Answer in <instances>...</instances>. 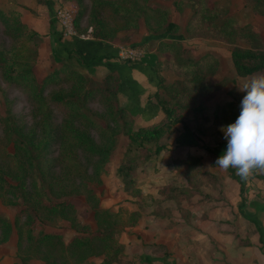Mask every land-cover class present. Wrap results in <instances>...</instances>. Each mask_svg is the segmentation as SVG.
Masks as SVG:
<instances>
[{
	"label": "trees",
	"instance_id": "trees-1",
	"mask_svg": "<svg viewBox=\"0 0 264 264\" xmlns=\"http://www.w3.org/2000/svg\"><path fill=\"white\" fill-rule=\"evenodd\" d=\"M78 4L76 26L84 12L88 26L96 39L111 42L119 35L129 40L133 33L144 28L146 35H174L178 25L171 21L166 10L149 4L150 0H71ZM253 11L264 15V0H250ZM189 3L191 16L185 31L204 30L234 44L235 40L251 42L248 48L235 46L229 50L235 78L214 80L219 61L210 54L193 58L178 41L158 38L155 43L158 60L153 68L158 87L151 98L163 113V119L151 126L134 128V116L118 102L119 78L116 73L96 79L74 66L67 58L53 62L51 71L38 76L39 43L41 35L23 21L22 7L0 8V26L11 39L9 49L0 48V77L10 86L23 89L33 104V121L22 125L8 113L1 118L0 135V202L15 208L13 222L0 214V244L16 235L15 261L12 264H129L124 255L122 235L134 227L146 207L136 184V176L147 167H154L167 148L161 142L169 136L179 146L188 147L184 159H174L173 170L184 176L189 188L177 187L165 193V199L181 200L203 192L198 190L202 179L215 176L201 173L206 156L218 157L213 148L200 143L207 125L221 126L233 122L239 114L237 99L213 100L225 86L236 84L264 71V50L256 34L241 27L226 16L223 6L207 7L204 0H174L177 9ZM144 48V46H142ZM83 67L86 64L79 61ZM170 69L179 78L165 83L162 69ZM50 83L60 87L45 94ZM97 99L102 112H90L87 104ZM62 111L60 124H55L53 109ZM92 130L97 133L94 139ZM191 135L197 142L185 143L180 133ZM118 134L127 141L115 175L121 193L137 205L135 210L120 206L116 212L99 207L97 189L117 143ZM56 149V154H51ZM185 168V171L181 169ZM230 178L239 183V197L244 201L243 179L233 167L226 169ZM71 196L82 197L93 211L96 229L78 221L77 208ZM205 196V195H204ZM164 198L155 203H164ZM66 222L74 236L64 243L62 234L41 229L46 223ZM39 228L40 230H37ZM163 247V246H162ZM157 248V247H156ZM151 262L148 259V263Z\"/></svg>",
	"mask_w": 264,
	"mask_h": 264
},
{
	"label": "rangeland",
	"instance_id": "rangeland-1",
	"mask_svg": "<svg viewBox=\"0 0 264 264\" xmlns=\"http://www.w3.org/2000/svg\"><path fill=\"white\" fill-rule=\"evenodd\" d=\"M62 1L64 3V5H62L63 7L72 8L75 10L74 28L76 33L78 35L86 36L89 34L94 36L91 32V28L88 26L87 13L84 12L76 26L75 18L79 11L78 4L71 0ZM173 2L174 0H150L149 4L154 7L162 8L168 12L170 20L175 22L179 27V30L176 34H161L160 36L152 37L144 33L142 24L140 30L133 34L136 36L143 35L152 37L151 39L154 40L148 43L147 46L153 47L154 49L156 40L158 38L165 40L164 38L168 37L169 39L165 41L182 42V45L189 50V55L193 58H196L202 54H210L214 57H217L219 61V67L213 79L217 81H221L223 79H234L235 75L230 62L229 50L235 46L248 48L251 45V42L237 39L235 40L234 44H231L221 39V37L217 36L216 34L205 32L203 29L190 30V32L185 31L186 25L191 16V7L189 3H187L183 5V8L177 9V7L173 5ZM83 3L88 7L89 3L87 0H84ZM204 3L207 7L223 6L226 11V16L238 23L239 26L245 27L256 34L260 41L261 49L264 50V15L253 11L252 1L204 0ZM16 6L18 8L22 7L21 10L23 12V21L29 27L34 29V27H36L42 20L41 13H39L40 10H43L44 8L42 0H0V8L4 11L15 8ZM54 14L55 12H53V19L55 20ZM39 34L42 37L41 42L39 43V62L35 71L40 77L43 74L45 75V73H49L51 71V65L53 62H55V56L51 54V52L47 50L45 46H43L46 34ZM121 36L122 35H119L111 42L127 44L131 38L130 37L129 40H126L122 39ZM11 44V39L3 33V28L0 26V48L2 47L9 49ZM144 50L147 52V47H144ZM157 56V61L164 60L163 56ZM162 74L165 78V83L167 84H170L175 79L179 78L177 73L170 69H162ZM253 75L246 78L237 79L236 84L225 86L221 91L218 92V94L213 95L211 99L213 98V100H218L223 98L225 99L226 97L230 98L227 94L231 92V95L235 97L240 104V100L244 93L239 88H242L243 83L249 80ZM59 87L60 83H50L46 87L47 89L45 90V94L51 90L58 89ZM87 107L92 113L102 112V106L97 99H92L87 104ZM8 111L19 124L30 126L33 121V104L26 96V93L19 87L8 85L6 82L2 81L0 77V135L1 118L5 116ZM53 111L55 115V124H60L62 111L56 108H54ZM158 123L159 122L154 124ZM133 126L135 129L140 127L135 123V121ZM92 135L95 140H99L97 133L94 130H92ZM179 135L181 140L185 143H187L188 138H191L190 135L186 133L181 132ZM126 141L127 139L123 135L118 134L117 143L115 144L111 161L108 165V172L102 177V185L97 189L99 207L103 209H109L113 212H116L120 206H125L129 210H135L138 208V206L134 205L130 199H126L127 196L124 193H121V184L115 175V171L117 169L119 159L121 158V154L124 150ZM161 142L167 143V148L160 154L159 158L155 162V166L145 168L144 171L139 172L136 176V184L141 190L142 195L149 196L150 199H146L144 201V205H146V207L142 208L141 210L142 217L139 222L134 227L128 228L121 238V242L124 245V255L128 259L132 260L129 264H153V262H155L150 260L151 262L148 263V258H161L164 260H162L163 264H168V248L166 246V243L168 242V236L166 238L167 230H171L173 227L181 229L184 228L183 231L186 229L185 227L194 230L195 226H198L199 224L209 220H214L216 214H223L226 211V213H230L232 209L229 201V197L231 195L229 182L232 181L236 186L239 185L236 180L229 177L226 169L221 168L218 165H212L214 162V158L212 156H206L202 150H198V153L201 154L203 160L202 166L198 168L199 171L201 173L211 174L215 176V179L207 177L202 179V183L197 181L198 190L203 193H197L194 196L189 197V200L186 198L181 200L165 199V193H169L171 189L177 187L189 188L184 176L177 174L175 170H173V164L171 163L174 159H184L187 157L188 147L185 148L183 146L177 145L175 141H173V136H169L166 139L161 140ZM200 143H204L203 140ZM51 154H56V149H52ZM181 170L185 171V168H182ZM70 198L77 208L78 221L81 224H87L90 229L94 231L96 229V223L94 220L93 211H91L86 206V203L82 197L71 196ZM163 198L165 200L164 203H155V201L161 200ZM15 211L16 210L14 207L5 206L0 202V214L8 217L12 222L16 213ZM144 224L147 226L145 228L152 229V231L150 230L148 236L149 238L152 232L157 234L161 233L164 235V238H166V243L149 242L147 244H142L141 254L139 253V255H136V251L140 249H135V247H138L139 245L138 243H134V237L131 235L139 231ZM41 229L47 231L54 230L61 233L64 243H68L75 235L74 232L70 230L69 225L66 222H57L55 224L46 223L44 226H41ZM37 230L40 229L37 228ZM16 240V235L13 233L7 242L0 244V264L14 263ZM156 263L157 261L155 264ZM29 264L37 263L35 261H30Z\"/></svg>",
	"mask_w": 264,
	"mask_h": 264
},
{
	"label": "crops",
	"instance_id": "crops-1",
	"mask_svg": "<svg viewBox=\"0 0 264 264\" xmlns=\"http://www.w3.org/2000/svg\"><path fill=\"white\" fill-rule=\"evenodd\" d=\"M42 4L44 8L39 12L42 20L34 29L46 34L43 46L55 56L56 61L66 59V52H69V61L96 79L116 73L119 78V105L134 116L137 125L146 127L163 119L161 109L151 98L158 87L153 73L158 56L153 47L147 46L154 40L152 37L133 34L127 44L101 41L89 34L85 38L62 39L53 12L64 5L63 1L42 0ZM128 45L147 47L145 57L136 63L120 61L117 57L118 48ZM79 61L86 66L80 65ZM190 137L187 143L197 142ZM201 139L214 147L217 156L226 147L223 132L210 124L206 126L205 135L201 136L199 142H202ZM229 186L230 213L216 214L214 220L203 222L195 226L194 230L185 227L183 231L184 228L173 227L166 232L167 243L161 233L152 232L149 238L152 229L145 228L147 226L144 224L131 235L134 243L139 245L135 247L136 250L140 249L136 255L141 254L142 244L158 242L166 243L168 264H264V170L254 169L247 178H243L244 201L240 209L237 207L241 203L240 186L232 181ZM150 260L157 261L156 264H163L164 261L161 258Z\"/></svg>",
	"mask_w": 264,
	"mask_h": 264
},
{
	"label": "clouds",
	"instance_id": "clouds-1",
	"mask_svg": "<svg viewBox=\"0 0 264 264\" xmlns=\"http://www.w3.org/2000/svg\"><path fill=\"white\" fill-rule=\"evenodd\" d=\"M239 89L244 93L239 114L221 126L226 147L215 165L233 167L243 179L254 169L264 170V72L253 75Z\"/></svg>",
	"mask_w": 264,
	"mask_h": 264
},
{
	"label": "built area",
	"instance_id": "built-area-1",
	"mask_svg": "<svg viewBox=\"0 0 264 264\" xmlns=\"http://www.w3.org/2000/svg\"><path fill=\"white\" fill-rule=\"evenodd\" d=\"M75 10L67 7H59L54 14L56 23L60 29L62 39L85 38V35H78L74 25ZM141 46H121L118 48L117 57L124 63L140 62L146 55Z\"/></svg>",
	"mask_w": 264,
	"mask_h": 264
}]
</instances>
